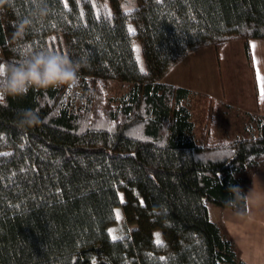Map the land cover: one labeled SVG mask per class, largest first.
I'll return each mask as SVG.
<instances>
[{
	"label": "trees",
	"instance_id": "obj_1",
	"mask_svg": "<svg viewBox=\"0 0 264 264\" xmlns=\"http://www.w3.org/2000/svg\"><path fill=\"white\" fill-rule=\"evenodd\" d=\"M135 1L124 11L120 0H0V63L51 50L82 65L74 92L0 101V264H248L209 205L246 210L229 187L245 195L264 168V115L241 136L198 139L191 90L163 76L234 37L250 61L264 0ZM108 80L130 85L99 108ZM24 110L38 123L21 126ZM118 207L135 227L114 240Z\"/></svg>",
	"mask_w": 264,
	"mask_h": 264
},
{
	"label": "crops",
	"instance_id": "obj_2",
	"mask_svg": "<svg viewBox=\"0 0 264 264\" xmlns=\"http://www.w3.org/2000/svg\"><path fill=\"white\" fill-rule=\"evenodd\" d=\"M240 44H242L244 58L240 56L239 61L247 62L246 66L252 75L253 89L252 92H250L251 94H249V107H245L243 104V93L239 91L240 88L237 86V83L236 86L233 87L234 89L232 88L233 92L231 91L232 89H230L231 85H229V83H232L233 85L235 83L232 78L230 79L232 81H227L223 75L222 80L227 81L228 85L224 82L225 84L222 91L215 88L214 84L212 86V83L209 81L207 76L209 62L218 60L230 61V59H228V52L224 51V47L218 51L219 59L215 56L216 51H214L211 46L198 48L187 53L190 55V59L195 61V64L190 66V84L186 83L185 78H177L175 83H172L190 89L191 95L203 92V94L209 97L211 101H213V99L219 101H225L227 99L230 101L233 100V103L230 102L231 105L233 104L240 109V112H238V110L236 111L239 115L238 118H242L243 115H248V121L245 120L242 122L239 132L237 130H231L230 134L227 135V133H223V136L218 135V138L246 134L249 129H256V125L254 122H251V119H256V116L259 114L262 116L264 115V98L261 97L260 84L257 81V72H259L260 76L264 78V39L249 40L248 45L251 54L250 61L247 60L244 44ZM186 57L183 56L182 58L186 59ZM182 58L178 60L179 62L177 64L183 61ZM227 70L228 71H224V73L226 72L228 75L229 72L234 74V76L237 74L235 68H233L232 71L230 69ZM240 96L242 101H238V97ZM225 105V108L230 107L229 104ZM253 109L257 110V112L253 113ZM234 127L237 128L238 126L235 125ZM245 200L246 210L244 212L234 210L230 207H224L221 220L224 223L223 225H225V229L234 238L241 259L248 264H264V168H260L253 173L251 182L245 192Z\"/></svg>",
	"mask_w": 264,
	"mask_h": 264
},
{
	"label": "rangeland",
	"instance_id": "obj_3",
	"mask_svg": "<svg viewBox=\"0 0 264 264\" xmlns=\"http://www.w3.org/2000/svg\"><path fill=\"white\" fill-rule=\"evenodd\" d=\"M119 3L121 4L122 10L125 11V10L132 9L135 6L136 1L135 0H120ZM240 43H243V40L234 37L231 40L227 41L220 48H215L212 45H208V47L211 46L213 50L216 51L215 56L217 57V59H219L218 51L221 50V48L223 49L224 47L225 49L224 51L228 52V55H229L228 59H230V61L218 60V61L209 62L207 76L209 78L210 83H212V86L214 84L215 88L221 91L225 84L224 82L227 83V81L233 80V82L235 83L234 85L232 83H229V85H231L230 89L236 86V83H237V86L240 88L239 91L243 93L242 94L243 95L242 98L244 99L243 104L245 105V107L246 106L249 107V104H248L250 102L249 94H251L250 92H252L253 82H252L251 72L246 66L247 62L239 61L240 56L244 58L242 44ZM204 47H207V46H204ZM133 49L135 52V56L138 59V62L142 64L143 58H142V54L140 51V46L137 42L133 43ZM1 56L2 55L0 52V59H1ZM186 56H184L186 57V59L182 58L183 61H181L179 64H177L179 61H176L170 66L168 71L165 72V75L163 76V81L172 84V83H175L177 78H180V79L185 78L186 83L190 84L189 82L190 81L189 80L190 66L194 65L195 61L190 59L189 54H186ZM0 64L4 65L2 62ZM233 68H235V70L237 71V74L235 75L236 77L234 76V74L230 72H229V75L226 72L224 73V71H228L227 69H230L232 71ZM223 75L227 81L222 80ZM231 78L232 80H230ZM129 85L130 84L125 81H117V80L101 81L99 85L97 86V89L100 95L99 108L101 107L105 109V107L107 108V107H110L111 105H114L116 103V99L118 98V96H120L123 92H125L128 89ZM226 85H228V83ZM76 88L77 87L71 83V86L69 87L70 91L74 92ZM233 89L231 90L232 92H233ZM188 97L189 98H187L186 103H187V107L189 108L191 112L192 119L195 123L194 132L196 136L198 137V139L207 140V141H217L219 139L218 135L223 136V133H227L228 135L230 134L231 130L232 131L237 130L239 132L242 122H244L245 120L248 121V115H243V116L241 115L242 118L240 117L238 118L239 115L236 113V111L238 110V112H240L239 111L240 109L233 104L231 105L230 102L233 103L234 102L233 100L230 101L227 99L225 101H219V100L213 99V101H211V99L205 96L203 92H198L197 94L190 95ZM238 101H242L241 96L238 97ZM244 102H246L247 104ZM225 104H229L230 107L225 108L226 107ZM254 112L256 113L257 110L253 109V113ZM235 125L238 127L235 128L234 127ZM220 138H223V137H220ZM251 179H252V176L250 178V182H251ZM250 182L248 183V186ZM248 186L246 187V189L248 188ZM120 199L121 201L124 200V196L122 193H120ZM209 208L211 211L212 218L215 219L216 221L218 220V222L221 223L222 226L224 227L225 225H223L224 223L221 220L223 216L222 214L223 208L216 206L215 204H210ZM134 227H135V224L132 222H129L125 218L122 212V209L118 207L116 210V219L109 227L111 237H113V235L116 237L118 236L121 237L126 234H129L131 233V230Z\"/></svg>",
	"mask_w": 264,
	"mask_h": 264
},
{
	"label": "clouds",
	"instance_id": "obj_4",
	"mask_svg": "<svg viewBox=\"0 0 264 264\" xmlns=\"http://www.w3.org/2000/svg\"><path fill=\"white\" fill-rule=\"evenodd\" d=\"M79 61H73L68 55L42 50L28 54L23 60L0 66V101L6 97H24L31 89H47L64 84H74L81 68ZM21 126L38 123V117L31 110H24L19 117ZM229 191L237 199L244 198L241 189L230 186ZM226 203L233 205L234 200Z\"/></svg>",
	"mask_w": 264,
	"mask_h": 264
},
{
	"label": "snow or ice",
	"instance_id": "obj_5",
	"mask_svg": "<svg viewBox=\"0 0 264 264\" xmlns=\"http://www.w3.org/2000/svg\"><path fill=\"white\" fill-rule=\"evenodd\" d=\"M129 31L131 32V31H133V30H132V29H129ZM0 66H2V64H0ZM141 70H143V69H141ZM257 81H258V83L260 84L261 97L264 98V78H262V77L260 76V73H259V72H257ZM112 238H113L114 240L117 239V237L114 236V235H113ZM157 243H160V241H159L158 238H157Z\"/></svg>",
	"mask_w": 264,
	"mask_h": 264
}]
</instances>
